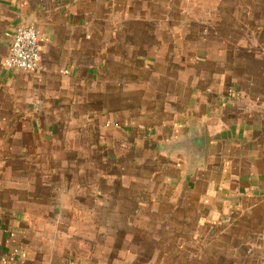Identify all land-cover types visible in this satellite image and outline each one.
<instances>
[{
  "label": "crops",
  "instance_id": "1",
  "mask_svg": "<svg viewBox=\"0 0 264 264\" xmlns=\"http://www.w3.org/2000/svg\"><path fill=\"white\" fill-rule=\"evenodd\" d=\"M233 1L0 0V264H264V5Z\"/></svg>",
  "mask_w": 264,
  "mask_h": 264
},
{
  "label": "built area",
  "instance_id": "2",
  "mask_svg": "<svg viewBox=\"0 0 264 264\" xmlns=\"http://www.w3.org/2000/svg\"><path fill=\"white\" fill-rule=\"evenodd\" d=\"M40 32L33 26L17 28L9 55L3 64L9 70L35 73L40 69Z\"/></svg>",
  "mask_w": 264,
  "mask_h": 264
},
{
  "label": "water",
  "instance_id": "3",
  "mask_svg": "<svg viewBox=\"0 0 264 264\" xmlns=\"http://www.w3.org/2000/svg\"><path fill=\"white\" fill-rule=\"evenodd\" d=\"M194 130L195 129L192 130V133H194ZM192 133H191V136H192ZM191 136H190V138H191ZM190 138L188 136V138H186L183 142H181L179 144V146L180 147L186 146L187 145V142L189 141ZM205 140H206L205 131L200 130L198 128V144H197L198 146L196 145V147H195V146L192 145L193 150L198 155V164H200L201 162H204L205 161V155H206V144H205Z\"/></svg>",
  "mask_w": 264,
  "mask_h": 264
},
{
  "label": "rangeland",
  "instance_id": "4",
  "mask_svg": "<svg viewBox=\"0 0 264 264\" xmlns=\"http://www.w3.org/2000/svg\"><path fill=\"white\" fill-rule=\"evenodd\" d=\"M217 1L219 4V7H221V8H232V4L234 2L233 0H217ZM191 3H193V1H191ZM258 3L259 4L263 3V5H264V0H255L254 6H256V7L259 6ZM228 19H229V17H220L219 21H220V23H222V22H226ZM222 50H224V49H221V51Z\"/></svg>",
  "mask_w": 264,
  "mask_h": 264
}]
</instances>
